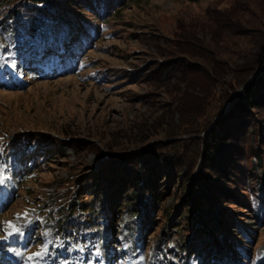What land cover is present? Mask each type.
I'll list each match as a JSON object with an SVG mask.
<instances>
[{
  "label": "rangeland",
  "instance_id": "1",
  "mask_svg": "<svg viewBox=\"0 0 264 264\" xmlns=\"http://www.w3.org/2000/svg\"><path fill=\"white\" fill-rule=\"evenodd\" d=\"M17 1L0 0L18 65L0 61V264H264V109L220 128L227 174L194 141L262 71L264 0H55L58 21Z\"/></svg>",
  "mask_w": 264,
  "mask_h": 264
},
{
  "label": "trees",
  "instance_id": "2",
  "mask_svg": "<svg viewBox=\"0 0 264 264\" xmlns=\"http://www.w3.org/2000/svg\"><path fill=\"white\" fill-rule=\"evenodd\" d=\"M54 1L55 0H18L17 3L21 4V7H18V11H22L25 10L26 8L29 7H40L42 5H49L51 4V10L50 8H46L44 9V11L48 12L49 14H51L53 17H55V20L58 21V19H60L59 15L61 16V14H59L58 10H55L54 7ZM56 4H60L59 1H55ZM73 4L78 3V0H73L72 2ZM82 3L81 0H79V4ZM56 6V5H55ZM81 7V5L79 6V8ZM84 9V8H83ZM85 11V10H83ZM257 68L262 71H260L259 73H256L255 77L245 86V88L243 89V91L241 92V94L238 97V100H236L235 103H233V106L231 107V109H229V111L227 113H223L221 112V114L218 116V120L216 121L214 126L209 127L207 130H204V136L203 139L199 140H194L195 142H198L199 145V154L202 155V162L205 160V162H203V164L206 163V167L208 168H202V169H209V170H213V166L214 164H218L216 168L218 171H227L229 168H231L232 163L229 160H225L228 158L227 155V148L226 146L228 145V141H227V136L226 134L220 133V128L224 125L227 124L229 122V120L236 118L235 116L240 115V114H244L247 115L248 114H253L254 111H260L264 109V40L260 49V53L258 55L257 58ZM257 68L251 71L252 72H256ZM241 84V83H240ZM244 123H246V121H244ZM199 134V133H197ZM200 135V134H199ZM226 157V158H225ZM168 159H172L171 155H167ZM177 160V164L175 163V169H179L180 171L184 172L186 174V183L185 186L188 185L190 182V178L194 175V166L190 167V163L186 164V163H181L182 161L179 158H176ZM221 161H220V160ZM224 159V160H222ZM220 161V162H219ZM219 162V163H217ZM231 163V164H230ZM190 164V165H189ZM215 169V167H214ZM177 170H175L176 172ZM218 171L217 174L218 175ZM222 173H226L223 172ZM226 173V174H227ZM165 177V176H164ZM219 178H221L219 176ZM226 179V178H225ZM218 181V180H217ZM155 183L152 184L151 188L155 189ZM199 194V193H198ZM264 197V196H263ZM192 198L189 196L186 198V201L184 199L183 201V205H185L189 200H191ZM187 212H189V210H187ZM182 216H189L187 215V213H183ZM229 218L228 221H226V224H224V226H222V234H219L220 237H218V235H211L214 236V241L217 240V242H219V244L221 243H225L228 244L230 243V237L228 235V230L230 229L231 225L235 226V222L231 217H227ZM191 218H189L190 220ZM226 220V219H225ZM233 226V227H234ZM222 235V237H221ZM210 236V237H211ZM232 249V248H231ZM236 247L233 246V250L236 251ZM195 254V253H194ZM192 254V257H194ZM196 256V255H195ZM199 257V256H197ZM238 258V257H237Z\"/></svg>",
  "mask_w": 264,
  "mask_h": 264
},
{
  "label": "snow or ice",
  "instance_id": "3",
  "mask_svg": "<svg viewBox=\"0 0 264 264\" xmlns=\"http://www.w3.org/2000/svg\"><path fill=\"white\" fill-rule=\"evenodd\" d=\"M0 47H3V45H0ZM9 56L13 55L12 53H9L8 54ZM0 61H3L6 65H8L10 68L12 69H16L18 67L17 65V62L15 59H11V60H8L6 59L5 57L3 56H0ZM0 139H3L2 137H0ZM3 151V148L0 147V152ZM4 182V177L2 175H0V183H3ZM28 216V212H25L23 214V217L20 216V214H17V219H26ZM6 227L11 229L12 232L9 233V235H11L12 233H16L18 234L21 238H23L24 236V233L21 231V228L17 227L14 223L12 222H6ZM48 249H47V245H45L41 251H38L32 255H28L27 256V260L28 261H32L34 258H42L46 253H47ZM16 255L17 256H22L24 255L23 253H20V252H16Z\"/></svg>",
  "mask_w": 264,
  "mask_h": 264
}]
</instances>
